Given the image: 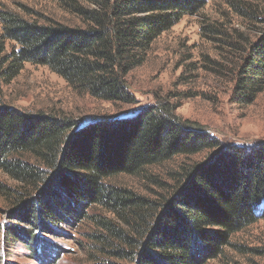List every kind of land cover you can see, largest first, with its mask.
<instances>
[{
    "label": "trees",
    "instance_id": "1",
    "mask_svg": "<svg viewBox=\"0 0 264 264\" xmlns=\"http://www.w3.org/2000/svg\"><path fill=\"white\" fill-rule=\"evenodd\" d=\"M57 1L83 25L1 14L4 38L17 44L1 59V65L8 63L2 75L15 76L25 63L45 65L76 91L125 103L133 100L125 82L129 72L144 62L162 32L202 3ZM229 43L239 53L235 100L253 102L264 90V27L254 41ZM173 109L160 103L130 120L103 117L78 127L71 118L26 115L0 106V167L26 184L15 190L13 199L16 206L25 204L27 223L55 231L56 225L89 215L97 204L126 225L123 230L100 214L90 215L107 232L92 234L104 253L131 264H204L216 257L234 233L264 215V141L250 149L221 148L213 136L187 128ZM216 148L220 149L204 163L177 178L168 195L148 197L108 181L123 173L140 174L175 155ZM33 233L12 225L7 236L36 246Z\"/></svg>",
    "mask_w": 264,
    "mask_h": 264
},
{
    "label": "rangeland",
    "instance_id": "2",
    "mask_svg": "<svg viewBox=\"0 0 264 264\" xmlns=\"http://www.w3.org/2000/svg\"><path fill=\"white\" fill-rule=\"evenodd\" d=\"M201 1L155 39L144 62L126 76L127 90L133 97L129 103L76 91L45 65L25 63L15 76L4 77L1 71L8 63L1 65V59L17 44L4 38L5 22L0 17V106L26 115L71 118L81 127L103 117L130 120L143 108L167 103L174 107L173 114L181 123L213 136L222 143L221 148L236 145L250 149L264 141V90L253 102L235 100L239 53L229 42L242 45L259 37L264 27V0ZM5 11L38 23L83 25L57 0H0V16ZM219 149L175 155L140 174L123 173L108 181L148 197L168 195L189 167L204 163ZM25 185L0 167V264H131L100 251L92 237L93 233H107L91 219L92 214L126 229L112 212L95 204L87 211L89 215L56 225L55 231L35 228L23 217L25 204H14L15 190ZM12 225L33 230L36 246L19 237L10 239L7 234ZM204 264H264V215L234 233L221 252Z\"/></svg>",
    "mask_w": 264,
    "mask_h": 264
},
{
    "label": "built area",
    "instance_id": "3",
    "mask_svg": "<svg viewBox=\"0 0 264 264\" xmlns=\"http://www.w3.org/2000/svg\"><path fill=\"white\" fill-rule=\"evenodd\" d=\"M212 135H214V132H212Z\"/></svg>",
    "mask_w": 264,
    "mask_h": 264
}]
</instances>
